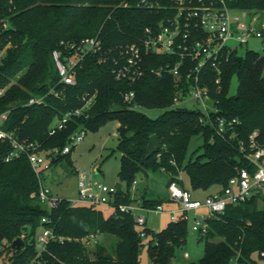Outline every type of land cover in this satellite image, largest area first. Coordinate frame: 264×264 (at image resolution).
I'll return each instance as SVG.
<instances>
[{"label":"trees","instance_id":"16d2710c","mask_svg":"<svg viewBox=\"0 0 264 264\" xmlns=\"http://www.w3.org/2000/svg\"><path fill=\"white\" fill-rule=\"evenodd\" d=\"M129 1L128 5L123 2ZM137 0H0V20H9L0 31V113L7 117L0 127L13 131L25 143L39 149L63 147L71 134L80 129H97L109 119H118L117 148L122 153L119 176L126 189L116 192L115 204L138 202L155 206L161 199L133 197V182L145 170L169 173L184 186L180 171L185 169L194 190L218 186L222 191L238 168H253L241 151V144L258 131L264 144V53L248 49L225 50L221 73L212 69L207 82L211 97L217 100L218 114L237 118V134L221 136L215 125L202 119V112L176 103L178 79L165 67L175 60L167 54L149 53L143 62V75L135 82L118 79L110 60L87 54L75 69V83L61 82L52 51L58 49L66 61L68 42L99 36L104 48L135 40L146 26L157 25L164 10L136 5ZM168 3L169 1L166 0ZM230 7L257 12L264 17V0H227ZM162 68L161 74L156 69ZM238 77V88L230 93L231 77ZM221 77L220 83L215 78ZM54 90V91H53ZM134 91L131 101L125 93ZM58 91V94H55ZM32 97L41 101L29 103ZM90 103L87 104V101ZM142 108H163L152 117ZM80 109V113L73 111ZM67 113L66 126L50 130ZM216 117L217 115L214 114ZM156 134L161 147L149 155L148 143ZM203 141L188 157L195 135ZM12 145L0 138V255L3 264H26L37 252V235L42 217L51 219L55 237L44 253L46 264H138L144 238L152 264L174 263L176 250L186 242L187 219L170 220L161 230L138 223L130 212L115 210L106 215L99 206L70 205L63 200L50 208L37 195L39 178L26 153L5 160ZM73 149V147H72ZM71 149V151H72ZM71 151L53 163L70 157ZM51 165V166H52ZM44 179V174L42 175ZM192 190L191 188H189ZM204 253L195 264H257L254 257L264 251V189L238 204L227 203L225 212L208 217ZM146 232V236L141 235ZM96 235L93 248L83 238ZM59 236H64L63 240ZM21 237L24 243L13 245Z\"/></svg>","mask_w":264,"mask_h":264},{"label":"built area","instance_id":"2783aa9c","mask_svg":"<svg viewBox=\"0 0 264 264\" xmlns=\"http://www.w3.org/2000/svg\"><path fill=\"white\" fill-rule=\"evenodd\" d=\"M137 0L136 5L151 9L164 10L157 25L146 26L144 33L135 40L127 43H120L116 46L104 48L102 39L99 36L85 37L80 42L66 43L73 49L66 61L61 58L58 49L52 51L53 58L60 75L61 82L65 84L75 83V67L89 53L100 55V61L110 60L113 63V72L116 78L128 80L130 83L137 81L144 73L143 62L146 55L156 53L167 54L174 58L175 62H167L165 67L175 76L178 81L176 91V103L183 104L188 99L198 103V110L202 112V119L215 125L216 131L221 136L234 137L237 132L235 125L237 118L229 119L218 114L217 100L210 94V85L207 79L212 69L221 73V57L225 50L237 49L228 44V40L234 39L243 44L251 37L261 39L263 51H259L258 57L264 53V17L257 12H250L251 18L244 22L239 9L229 6L227 0ZM128 5L129 1L123 2ZM9 20H0L1 28L8 27ZM162 68L156 69L161 74ZM221 77L217 75L216 83H220ZM54 91V90H53ZM2 92V91H0ZM58 94V91H55ZM134 91L125 93V100L131 101ZM42 97H32L29 103L41 101ZM211 102V103H209ZM90 100L87 101V104ZM80 113V109L73 111ZM214 114H216V117ZM70 116L67 113L50 130L53 134L66 126ZM7 117V112L0 113V121ZM86 134L85 129H80L71 134L69 141L63 147L50 149H39L33 142L29 144L18 139L13 131H7L0 127V138L8 139L12 145L10 153L5 160L26 153L36 175L39 178V191L37 193L40 201L50 208L56 207L63 200L70 205H104L110 204L122 211L130 212L138 223L147 222L146 211H165L163 202L155 206H143L140 203H117L115 204L117 185L110 186L103 182L86 181L82 174L78 181V194L75 197L65 198L54 194L42 178L44 171L51 167L52 163L60 156L69 153L72 147L81 141ZM258 131L250 134L248 142H242L241 151L253 168L241 167L237 175L230 178L228 185L222 191H216L206 196L204 200L195 198L189 188L181 186L173 180L168 184V198L178 204L177 208L170 209L173 220H189L190 210H197L201 207L208 209V215L201 218L195 216L192 229L205 233L208 230V217L218 216L225 212L227 203L238 204L251 197L260 189H264V144L257 140ZM136 186V180L133 187ZM42 230L37 235V252L26 264H46L43 260L44 253L50 240L55 233L49 222L48 216L42 217ZM141 235L146 236L145 231ZM63 240L64 236H59ZM83 242L95 244L96 235L86 236ZM188 255V252H186ZM258 257L264 264V251L258 253Z\"/></svg>","mask_w":264,"mask_h":264},{"label":"rangeland","instance_id":"374dc122","mask_svg":"<svg viewBox=\"0 0 264 264\" xmlns=\"http://www.w3.org/2000/svg\"><path fill=\"white\" fill-rule=\"evenodd\" d=\"M239 13L244 22L250 20V11L239 10ZM228 44L237 48L239 54H245L248 49L263 51L261 39L257 37H251L247 43L243 44L234 39H230L228 40ZM237 88L238 77L234 74L230 79V93H236ZM179 105L189 109L198 108V103L193 99H188L183 104L175 103L173 106ZM142 110L152 117H156L164 111L163 108H142ZM119 125V120L114 118L107 120L97 129H87L84 138L73 146L69 160H60L44 171V183L50 187L54 194L65 198L77 196L78 181L82 174L85 175V179L88 182L92 181L95 184L97 182H103L110 186H116L118 182H122L123 188L126 189V182L121 181L119 176L122 156V153L117 148ZM202 141L203 138L199 136V134L192 137L187 151L188 157ZM179 176L182 178L184 186L192 189L189 174L185 169L180 171ZM168 180L169 173L163 169L151 171L149 176H146L145 173H140L136 179V186L131 189L133 197L138 201L142 200L143 197L150 200H163L165 211L155 212L144 210L149 227L155 231L163 229L169 221L172 220L169 210L178 207L176 202L168 198ZM192 190L194 191V189ZM213 190H219V187L213 186L209 189L194 193L195 196L204 200ZM99 208L102 209L106 215H109L115 210V207L110 204L100 205ZM202 215H208V209L206 207L190 210L187 240L177 248L173 258L174 263L195 264L203 255L204 238L199 231L192 229L195 216L201 218ZM37 243L39 244V242ZM148 244L149 237H145L140 248L138 264H152V259L148 251ZM89 247H94L93 242L89 244ZM186 252H188V255H186ZM254 257L257 259V264H262L257 254H255ZM0 264H3L1 255ZM230 264H236V260H232Z\"/></svg>","mask_w":264,"mask_h":264},{"label":"water","instance_id":"95a60500","mask_svg":"<svg viewBox=\"0 0 264 264\" xmlns=\"http://www.w3.org/2000/svg\"><path fill=\"white\" fill-rule=\"evenodd\" d=\"M161 147V143L157 137L156 134H153L150 138V141L148 143V153L149 155L153 154L154 152H156L159 148ZM145 175L149 176V173L147 170H145ZM123 185L122 182H118L117 183V189L122 190ZM24 243L23 239L21 237H18L14 240L13 245H17L18 247H20L22 244Z\"/></svg>","mask_w":264,"mask_h":264},{"label":"crops","instance_id":"0c3cea01","mask_svg":"<svg viewBox=\"0 0 264 264\" xmlns=\"http://www.w3.org/2000/svg\"><path fill=\"white\" fill-rule=\"evenodd\" d=\"M200 190H201V189L194 190V191L191 190V191H192V194H193V196H194L195 198H199V197L195 196V193H194V192H199ZM216 191H218V190H213L211 193H214V192H216ZM211 193H209V194H211ZM209 194H208V195H209ZM208 195H207V196H208ZM199 199H200V198H199Z\"/></svg>","mask_w":264,"mask_h":264}]
</instances>
